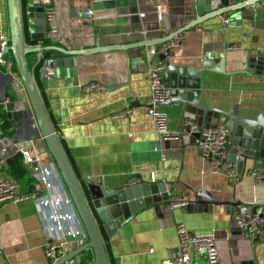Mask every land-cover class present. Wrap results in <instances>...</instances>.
I'll return each instance as SVG.
<instances>
[{
    "label": "crops",
    "instance_id": "0c3cea01",
    "mask_svg": "<svg viewBox=\"0 0 264 264\" xmlns=\"http://www.w3.org/2000/svg\"><path fill=\"white\" fill-rule=\"evenodd\" d=\"M20 2L25 10L32 0ZM66 2L70 16H82L87 8L94 10V19L87 26L88 35L68 36L71 26L65 22L59 35L45 34L49 40L46 46L83 49L158 38L170 32L162 21L168 14L167 3L178 4V0ZM157 4L162 5L160 11ZM224 17L229 18L227 23ZM25 18V42L42 46L41 41L33 40L26 15ZM0 30L8 31L6 0H0ZM72 30L74 34L75 28ZM180 38L169 58L178 65L199 68L200 62L194 59L199 60L204 53L218 58L225 52L224 68L232 74L201 70V96L208 104L227 108L238 103L241 112L249 111L252 115L264 112V69L262 75L238 72L245 70L248 56L264 58V0L253 7L205 20L182 32ZM146 49L140 46L78 56L77 73L72 77L57 73L46 78L43 62L37 63V54L28 56L45 110L76 178L82 185L91 178L105 187H119L135 178L151 181L153 175L154 181L166 184L172 196L188 195L191 201L196 198L193 191L200 188L221 199L235 196L242 202H253L264 198V182L257 181L252 174L227 177L222 172L213 173L197 145L182 146L180 138L169 143L161 139L155 122L145 110L150 95ZM57 56L63 55L51 50L49 58ZM11 65L8 58L6 64L0 65V94L3 91L6 99L27 102L23 85ZM251 67L256 69L254 64ZM110 80L120 85L105 90ZM92 81L102 83L103 88L91 91L82 88ZM158 110L167 114L169 130H177L179 106H160ZM20 126L22 133L26 132V122ZM33 145L31 150L37 153L44 141L39 138ZM38 155L42 164L53 162L47 152ZM161 207V216L153 206L138 210L111 236L101 230L109 264H161L164 259L174 257L178 253L175 226L179 222L193 232H213L221 264L251 260L264 264L262 233L257 240L244 233L232 234L229 207L208 205L206 211L187 206ZM48 241L33 199L27 197L2 206L0 264L5 260L11 264H49L44 252ZM77 248L72 243L67 252ZM79 255L74 258L77 264ZM192 264L206 262L198 256Z\"/></svg>",
    "mask_w": 264,
    "mask_h": 264
},
{
    "label": "water",
    "instance_id": "95a60500",
    "mask_svg": "<svg viewBox=\"0 0 264 264\" xmlns=\"http://www.w3.org/2000/svg\"><path fill=\"white\" fill-rule=\"evenodd\" d=\"M169 1V0H167ZM261 0H178V4L172 5L171 13L163 17V25L170 32L154 39L141 40L136 43L112 44L108 46H94L83 49H66L59 46L28 45L24 40V16L28 17L29 28L33 40L41 41L49 33L52 23L46 17L48 9L53 8L54 1L48 3H31L22 9L20 0H6L7 27L9 45L3 51L13 57L17 75L23 85L27 96L24 100H6L4 92L0 94V105L11 123L14 131L12 136H6L0 130V167L1 174H7L6 169L18 159V149L34 147L33 142L43 139L44 145L38 150L39 153H48L61 175L65 188L71 197L76 212L87 234V242L77 249L68 252L56 261L48 259L49 264H69V260L75 258L86 249L93 252L94 264H109L106 254L102 232L108 236L114 234L121 225L130 219L138 210L153 206L156 213L161 216V205L169 206L172 192L164 182L144 181L129 182L119 187H105L102 182H95L88 178L84 185L76 178L58 135L53 128L43 101L41 99L36 80L30 68L28 55L41 52L44 49L55 50L63 56L46 58L43 62L45 67H51L61 76L72 77L77 73L78 56H87L111 50H125L132 47H149L161 44L173 39L176 35L204 22L210 18L222 16L229 12L240 11L243 8L253 7ZM146 58L145 65L149 61ZM166 54H158V63L161 65L157 70L162 83L169 89V100L159 102L158 106H179L180 142L184 146L188 143L197 145L203 140L200 132L192 131L191 121L201 129L213 128L223 124L230 130L228 146V159L235 164L236 173L243 177L252 171H259L264 180V112L255 115L241 112L238 103H231L227 108L208 104L201 96L202 82L201 70L222 74H232L224 68L225 52L218 58L204 53L199 60V68L191 65H178L172 63ZM49 60V62H48ZM264 58L262 56H248L245 70L238 72L250 74H263ZM252 64L256 69L252 70ZM262 67L261 70L259 67ZM120 85V84H118ZM115 81L106 83L105 90H112L118 86ZM126 85L122 84L121 86ZM21 122H26V132L21 131ZM169 143V141H167ZM11 177V176H10ZM33 186L31 185L29 189ZM196 197L190 200L187 208L198 207L207 210L208 205H225L232 214V234L242 235L244 230L235 225L238 218L244 222L246 213H254L258 209L264 212V198L253 202H242L235 196L228 199L214 197L204 188L193 191ZM164 208V207H163ZM171 208V207H169ZM257 235L255 240L259 239ZM264 237V231L262 233ZM193 262V256L191 254ZM234 264H256L254 260L249 263L237 261Z\"/></svg>",
    "mask_w": 264,
    "mask_h": 264
},
{
    "label": "built area",
    "instance_id": "2783aa9c",
    "mask_svg": "<svg viewBox=\"0 0 264 264\" xmlns=\"http://www.w3.org/2000/svg\"><path fill=\"white\" fill-rule=\"evenodd\" d=\"M53 1V8L48 9L46 12V17L52 22L49 33L59 35L61 28H63L61 27L63 26L62 24L67 23V25L70 24L71 26V32L68 36L86 37L88 35L87 26L90 22L89 20L94 19V10L87 8L82 16H70L66 0ZM32 2L48 3L49 0H32ZM167 5L169 4L167 3ZM161 6V4H157L156 8L160 11ZM171 10L172 7L168 6L167 15L171 13ZM228 21L229 18L224 17V22L227 23ZM72 28H75L74 34ZM180 40V34H178L169 41L147 47L145 53L149 61L147 72L150 80V95L145 102V110L155 122L157 131L163 141L178 139L180 132L178 130H169L167 114L158 110V107H160L158 106L159 102L169 100V89L164 86L161 76L157 71L161 66L158 63V54L164 53L170 57L173 47ZM8 45V31L0 30V65L7 63L9 53H5L3 50ZM41 52H34L37 54V63L44 62L45 60L42 61ZM43 69L46 73V78H52L57 74L56 70L51 67L43 65ZM82 88L86 91L100 90L103 88V84L92 81L83 85ZM8 100L7 98L4 103ZM128 112L126 111V113ZM185 123L191 125L192 131L200 132L203 136V140L198 143V150L200 156L209 163L211 171L213 173L222 172L227 177L236 176L235 164L228 159V146L230 144L229 128L220 124L213 128L201 129L189 120ZM18 154L28 168L33 187L24 190L16 179L0 173V210L6 202H16L27 197L33 199L49 238L44 248L45 256L52 261H56L68 253L67 247L70 244L75 243L79 247L87 242L86 231L54 162L40 163L38 152L35 153L29 148L18 149ZM249 174H252L257 181L264 182L261 179L262 175L259 171H252ZM137 181H140V179L135 178L131 182ZM151 181H154L153 175L151 176ZM189 203L190 198L188 195H173L170 198L169 206L171 208H182ZM235 225L241 227L244 230V234L250 239H255L257 235H260L264 231V212L258 209L254 213H246L244 222L238 218ZM175 231L178 238V253L174 257L164 259L161 264H192L191 254L193 260L201 256L206 264H221L213 232H193L183 222L176 224ZM0 254H3L1 242ZM2 264L11 263L5 260ZM69 264L77 263L73 258L69 260Z\"/></svg>",
    "mask_w": 264,
    "mask_h": 264
},
{
    "label": "trees",
    "instance_id": "16d2710c",
    "mask_svg": "<svg viewBox=\"0 0 264 264\" xmlns=\"http://www.w3.org/2000/svg\"><path fill=\"white\" fill-rule=\"evenodd\" d=\"M24 10V8L22 7ZM25 16H24V22H25ZM34 42V41H33ZM42 46H46L49 44V40L47 38H44L41 40ZM51 50H42V57L43 60L44 58H49ZM29 56V55H28ZM8 59L11 61L12 65L11 68L14 72L17 73V69L13 60V57L8 55ZM9 94L6 93V96ZM0 130L4 133L6 136H12L14 134V131L11 129V123L7 119L6 114L2 108V105H0ZM19 155V154H18ZM4 169L0 168V171H3ZM6 172L8 175L16 179L21 185L24 190H28L31 183H32V178L30 177L28 173V168L27 166L23 163V160L21 156H18L17 160H14L9 167L6 169ZM79 261L78 264H94L93 261V252L91 249H86L83 252L80 253L79 255Z\"/></svg>",
    "mask_w": 264,
    "mask_h": 264
},
{
    "label": "rangeland",
    "instance_id": "374dc122",
    "mask_svg": "<svg viewBox=\"0 0 264 264\" xmlns=\"http://www.w3.org/2000/svg\"><path fill=\"white\" fill-rule=\"evenodd\" d=\"M30 55V54H29Z\"/></svg>",
    "mask_w": 264,
    "mask_h": 264
}]
</instances>
